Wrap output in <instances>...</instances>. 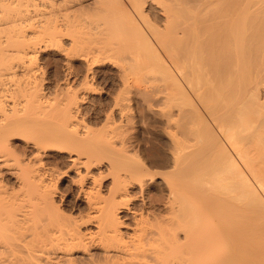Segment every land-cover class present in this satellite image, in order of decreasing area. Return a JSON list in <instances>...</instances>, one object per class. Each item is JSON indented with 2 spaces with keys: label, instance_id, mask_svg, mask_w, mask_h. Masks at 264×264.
I'll return each mask as SVG.
<instances>
[{
  "label": "bare ground",
  "instance_id": "obj_1",
  "mask_svg": "<svg viewBox=\"0 0 264 264\" xmlns=\"http://www.w3.org/2000/svg\"><path fill=\"white\" fill-rule=\"evenodd\" d=\"M263 35L264 0H0V264H264Z\"/></svg>",
  "mask_w": 264,
  "mask_h": 264
},
{
  "label": "rangeland",
  "instance_id": "obj_2",
  "mask_svg": "<svg viewBox=\"0 0 264 264\" xmlns=\"http://www.w3.org/2000/svg\"><path fill=\"white\" fill-rule=\"evenodd\" d=\"M262 41L264 42V40H262ZM261 44H263V46H264V43H261ZM263 46H261L260 49H263ZM263 51H260V52L263 53ZM60 62H61L60 57H58L55 54H50L49 57H46L45 63L47 66L49 65L48 66L49 71L53 72V71H55V66L57 64L60 65ZM77 63L78 62H76L75 64H77ZM108 68L109 67L107 66V69H106V67L103 69V72L100 74L101 75L100 79L97 81L98 82L97 87L100 90H104L106 93L102 94L101 97L100 96L96 97L93 100V102L90 101L91 103L87 102L85 105V106H87V104H89L87 107L91 108V109H89L90 113L93 111V109H94V112H97L98 108L107 107V105L110 104V102L112 101V97H114L115 94L117 93L118 89H117L116 84L115 85L109 84V80H111L112 76L116 78L118 76V74L114 69L109 70L110 68L109 69ZM105 70H106V72H105ZM129 97H130L129 98L130 100L128 102V111L129 112H127V113H129V115L131 117H133L132 118L133 119L132 120L133 125H155V123H156V125H158L156 121L161 119L160 115H159L160 111H162L161 105H155L152 107L153 109H150V110L148 109V111L145 114V118H144L145 120H141V117L139 115V107H140V104L142 103V101L140 100L141 98H139L138 96L136 97V95H133V94L129 95ZM96 114L95 115L91 114L92 116L90 117V124L91 125H100V124L102 125L100 118H98V116ZM86 119H88V118H86ZM88 121H89V119H88ZM143 121H145V122L143 123ZM86 123H88V122H86ZM151 129H152V131H155L153 129V127H151ZM17 145L19 147H23L21 145V142H18ZM64 165H66V162L65 163L63 162V164H61L60 167L63 168Z\"/></svg>",
  "mask_w": 264,
  "mask_h": 264
}]
</instances>
